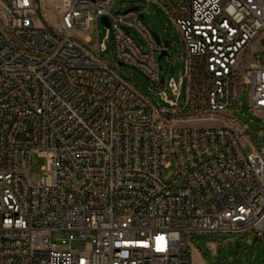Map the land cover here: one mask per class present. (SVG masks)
Returning <instances> with one entry per match:
<instances>
[{"label":"built area","instance_id":"1","mask_svg":"<svg viewBox=\"0 0 264 264\" xmlns=\"http://www.w3.org/2000/svg\"><path fill=\"white\" fill-rule=\"evenodd\" d=\"M146 1L182 37L178 81L156 55L170 58L171 43L140 6L0 0V264H193L195 235L264 237V146L233 111L237 87L264 117V0ZM99 17L115 36L109 62V36L96 47L82 36ZM203 122L222 124L193 125ZM35 156L46 164L33 184ZM171 168L177 193L163 177Z\"/></svg>","mask_w":264,"mask_h":264},{"label":"rangeland","instance_id":"2","mask_svg":"<svg viewBox=\"0 0 264 264\" xmlns=\"http://www.w3.org/2000/svg\"><path fill=\"white\" fill-rule=\"evenodd\" d=\"M140 6L144 10V23L146 27L163 41H169V56H164L161 63L164 67V75L167 79L174 77L177 81L181 75L186 73L187 52L182 41V37L176 25L172 22L166 12L158 4H148L146 0H114L113 11H126L132 7ZM147 9V10H146ZM54 19V18H52ZM133 40L147 49L146 43L141 38L139 32L131 29ZM82 36L91 37V46L96 47L107 36L109 40L106 43L107 51L102 53L105 62L113 60L115 50L114 32L102 22L101 17L93 21L87 32ZM257 56H264V41L257 45ZM157 57L159 52H157ZM123 78L142 89L146 94L151 95L150 89L153 86L150 80L138 69L130 65H123L120 68L115 67ZM238 96L234 101L233 111L240 121L247 125L251 137L255 136V143L264 146V117L261 113L254 112L249 107V93L240 91L236 87ZM181 105L185 103L187 96V78H184L181 90ZM164 104V103H162ZM165 105V104H164ZM220 122L193 123L196 126L221 125ZM251 151V148L246 150ZM46 159L35 156L33 158L31 180L33 184L43 175V166ZM174 168L164 169L163 177L167 182H172L171 192L177 193V188L181 186V179L174 180ZM193 264H264V237H258L253 232L234 233V234H204L195 235L192 239ZM75 249H84L88 247L87 242H79L73 245Z\"/></svg>","mask_w":264,"mask_h":264},{"label":"water","instance_id":"3","mask_svg":"<svg viewBox=\"0 0 264 264\" xmlns=\"http://www.w3.org/2000/svg\"><path fill=\"white\" fill-rule=\"evenodd\" d=\"M137 9H138V7L136 6V7L130 8L128 10H137ZM101 20H102L103 23H105L107 26H109V22H108L107 17H102ZM157 40L159 42H161V40H160V38L158 36H157ZM164 43H165V46L166 47H169V42L168 41H164ZM166 54H167V51H163L162 54L159 55V59L161 60ZM120 65L123 66L124 64L123 63H120Z\"/></svg>","mask_w":264,"mask_h":264}]
</instances>
